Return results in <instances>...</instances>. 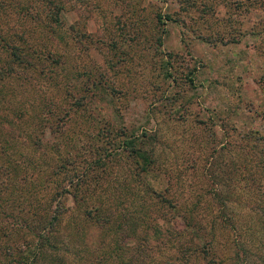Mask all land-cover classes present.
<instances>
[{"label": "rangeland", "instance_id": "374dc122", "mask_svg": "<svg viewBox=\"0 0 264 264\" xmlns=\"http://www.w3.org/2000/svg\"><path fill=\"white\" fill-rule=\"evenodd\" d=\"M56 206L36 264H264V0H0V264Z\"/></svg>", "mask_w": 264, "mask_h": 264}, {"label": "trees", "instance_id": "16d2710c", "mask_svg": "<svg viewBox=\"0 0 264 264\" xmlns=\"http://www.w3.org/2000/svg\"><path fill=\"white\" fill-rule=\"evenodd\" d=\"M190 81L192 80V78H189ZM144 135H137V136H133L132 138L130 137H127L125 139V143L128 145V146H133V143H135L139 138L141 139ZM106 156H110V153L109 152H106L105 151V154L99 158H96L95 159V162L94 164L97 162V164H102L103 163V160H105ZM88 176V173L87 171L85 170L83 175L81 176V178L79 179L80 180H83V179H86V177ZM58 203V202H57ZM61 204V203H60ZM60 204L58 206H60ZM56 206V207H52L50 209L53 210V214L50 215L49 218H47L46 220V224L41 228V231L37 234L35 233L33 236H34V245L33 247L29 248L28 249V254H25V255H21V257L18 259V261L20 260V262H22V264H36V262L38 261V259L40 258V249H41V244L47 242V244H50L49 240H50V237L52 235V232L54 230H56V226L58 225V222H59V214L62 213V211H60V208ZM55 210V208H57ZM42 240H43V243H42Z\"/></svg>", "mask_w": 264, "mask_h": 264}]
</instances>
